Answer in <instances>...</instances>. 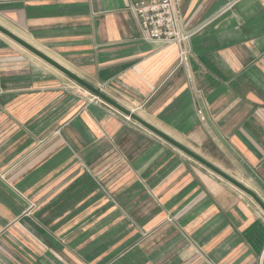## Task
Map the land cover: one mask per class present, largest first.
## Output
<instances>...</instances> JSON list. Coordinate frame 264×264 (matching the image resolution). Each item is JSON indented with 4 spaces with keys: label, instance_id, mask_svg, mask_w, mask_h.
<instances>
[{
    "label": "crops",
    "instance_id": "crops-1",
    "mask_svg": "<svg viewBox=\"0 0 264 264\" xmlns=\"http://www.w3.org/2000/svg\"><path fill=\"white\" fill-rule=\"evenodd\" d=\"M132 0H0V25L264 203V0H178L182 46ZM0 33V264H264L244 192Z\"/></svg>",
    "mask_w": 264,
    "mask_h": 264
},
{
    "label": "water",
    "instance_id": "water-1",
    "mask_svg": "<svg viewBox=\"0 0 264 264\" xmlns=\"http://www.w3.org/2000/svg\"><path fill=\"white\" fill-rule=\"evenodd\" d=\"M0 33L2 35H4L5 37L9 38L10 40H12L13 42H15L16 44H18L19 46H21L22 48H24L25 50H27L28 52H30L31 54H33L34 56H36L37 58H39L40 60H42L43 62H45L46 64H48L49 66H51L52 68H54L57 71H59L60 73H62L64 76H66L67 78H69L70 80H72L73 82H75L76 84H78L79 86L84 88L85 90H87L89 93H91L93 96L100 99L105 104L111 106L112 108H114L115 110H117L118 112L123 114L124 116L135 121L140 126L149 130L150 132H152L153 134H155L159 138L163 139L164 141H166L169 144H171L172 146H174L176 149H178L182 153L186 154L187 156H189L193 160L199 162L200 164H202L203 166L208 168L211 172H213L218 177L229 182L234 187H236L240 191L247 194L259 206V208L264 212V203L260 200V198L251 189H249L248 187H246L242 183L238 182L237 180H235L231 176L227 175L226 173H224L223 171H221L220 169H218L217 167H215L214 165H212L211 163H209L208 161H206L205 159H203L202 157H200L196 153L192 152L191 150H189L188 148H186L185 146H183L179 142H177L174 139H172L171 137L167 136L166 134H164L163 132H161L157 128L153 127L152 125H150L149 123H147L146 121L141 119L138 115L131 112L130 110L123 107L118 102H116L115 100H113L112 98L107 96L102 90H100V89L96 88L95 86L91 85L90 83L86 82L81 77H79L75 73L71 72L69 69H67L63 65L59 64L57 61H55L54 59H52L51 57H49L48 55H46L45 53H43L42 51H40L39 49L34 47L33 45L29 44L28 42H26L25 40H23L22 38H20L19 36H17L16 34H14L13 32H11L10 30H8L7 28H5L2 25H0Z\"/></svg>",
    "mask_w": 264,
    "mask_h": 264
},
{
    "label": "built area",
    "instance_id": "built-area-1",
    "mask_svg": "<svg viewBox=\"0 0 264 264\" xmlns=\"http://www.w3.org/2000/svg\"><path fill=\"white\" fill-rule=\"evenodd\" d=\"M129 9L138 21L142 40L147 43L182 46L192 35L181 29L178 0H132ZM92 97L91 102L104 103Z\"/></svg>",
    "mask_w": 264,
    "mask_h": 264
},
{
    "label": "rangeland",
    "instance_id": "rangeland-1",
    "mask_svg": "<svg viewBox=\"0 0 264 264\" xmlns=\"http://www.w3.org/2000/svg\"><path fill=\"white\" fill-rule=\"evenodd\" d=\"M73 82V81H72ZM73 87L70 90V95L74 96L75 98H77V100L79 99L80 101L83 102H89L92 100V94L89 93L87 90H85L84 88H82L81 86H79L78 84H76L75 82H73ZM93 103V102H92ZM99 104H101L99 102Z\"/></svg>",
    "mask_w": 264,
    "mask_h": 264
}]
</instances>
